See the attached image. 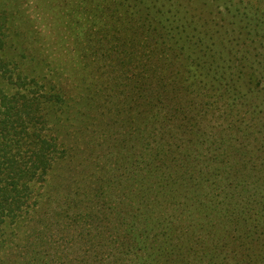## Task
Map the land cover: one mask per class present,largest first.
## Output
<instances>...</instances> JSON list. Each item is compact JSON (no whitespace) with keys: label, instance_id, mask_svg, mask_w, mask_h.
I'll list each match as a JSON object with an SVG mask.
<instances>
[{"label":"rangeland","instance_id":"rangeland-1","mask_svg":"<svg viewBox=\"0 0 264 264\" xmlns=\"http://www.w3.org/2000/svg\"><path fill=\"white\" fill-rule=\"evenodd\" d=\"M0 16V57L38 50L76 86L68 122L93 140L76 158L109 192L78 204L107 219L43 202L42 249L11 264H264V0H0Z\"/></svg>","mask_w":264,"mask_h":264},{"label":"trees","instance_id":"trees-1","mask_svg":"<svg viewBox=\"0 0 264 264\" xmlns=\"http://www.w3.org/2000/svg\"><path fill=\"white\" fill-rule=\"evenodd\" d=\"M9 30L10 25L0 16V49L8 44ZM0 62V77L11 83L10 88L0 85V264H11L27 246L37 253L42 249L46 241L39 240L43 202L51 200L56 209L67 212L76 204L78 222L92 217L93 211L107 219L104 205L85 211L78 204L107 203L109 192L105 178L96 174V157L93 162L76 158L80 150L93 144L90 138L77 143L73 125L68 122L67 114L77 97L76 86L66 77L48 73L49 59L38 50L23 51L11 59L0 57ZM192 105L189 102L191 116L187 113L184 122L187 134L196 128ZM75 158L78 165L87 167L71 189L73 175L64 167ZM86 237L87 242L96 238L90 230Z\"/></svg>","mask_w":264,"mask_h":264}]
</instances>
